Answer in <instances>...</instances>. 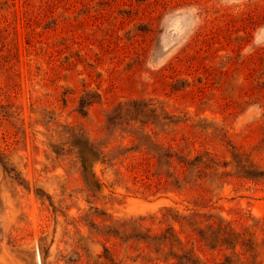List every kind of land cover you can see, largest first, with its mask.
<instances>
[{"label": "rangeland", "instance_id": "374dc122", "mask_svg": "<svg viewBox=\"0 0 264 264\" xmlns=\"http://www.w3.org/2000/svg\"><path fill=\"white\" fill-rule=\"evenodd\" d=\"M0 153V264H264V0H0Z\"/></svg>", "mask_w": 264, "mask_h": 264}, {"label": "trees", "instance_id": "16d2710c", "mask_svg": "<svg viewBox=\"0 0 264 264\" xmlns=\"http://www.w3.org/2000/svg\"><path fill=\"white\" fill-rule=\"evenodd\" d=\"M136 102H141L142 104L140 105H142V107L152 112L156 110V106H154L153 102L151 101H146V102L136 101ZM146 135L150 137V134L147 133ZM150 139H151L150 142H152L153 146L151 147V149H149V151H147L150 154L148 159L155 156L158 157L162 156V158H164V161L167 163V165L169 167H173V171H176L179 168L180 169L179 173H183L184 175L188 173V169L190 167L191 168L198 167L197 170H200L199 166H197L199 164H196L195 162L191 161V159H189L187 155L179 154L177 150L174 149L172 144L163 145L162 143L155 141L151 137ZM156 149L160 151V155L154 153L157 152ZM134 150H138V149H134ZM79 157L81 160V166L85 173V176L89 175L86 181L95 187H99L100 182L95 177L92 167L94 163L97 161L105 162L107 160L105 154L93 142H90L86 145H81L79 147ZM148 159L145 157H134L133 162H131L128 165V170L130 171L132 178L135 179L136 181H140L142 185L149 184L150 182L148 180L150 176L153 174V172L150 171V162ZM0 160H1V153H0ZM152 237H158L163 239L169 238L170 240L173 241L178 240V237L175 234V232L172 230L171 226L166 227L162 232H159L158 234L156 233ZM177 243H180V240L177 241ZM175 256L177 258H184L186 264H205L204 262H200L190 249H183V252L181 254Z\"/></svg>", "mask_w": 264, "mask_h": 264}]
</instances>
